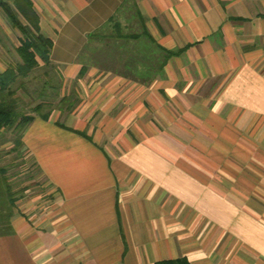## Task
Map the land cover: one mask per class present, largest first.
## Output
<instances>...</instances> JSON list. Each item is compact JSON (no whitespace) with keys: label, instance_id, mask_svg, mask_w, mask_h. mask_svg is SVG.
Wrapping results in <instances>:
<instances>
[{"label":"crops","instance_id":"crops-1","mask_svg":"<svg viewBox=\"0 0 264 264\" xmlns=\"http://www.w3.org/2000/svg\"><path fill=\"white\" fill-rule=\"evenodd\" d=\"M125 1L9 2L80 103L24 132L47 191L18 202L0 264H264V0H128L183 51L145 81L87 52Z\"/></svg>","mask_w":264,"mask_h":264},{"label":"rangeland","instance_id":"rangeland-1","mask_svg":"<svg viewBox=\"0 0 264 264\" xmlns=\"http://www.w3.org/2000/svg\"><path fill=\"white\" fill-rule=\"evenodd\" d=\"M0 16L6 21V24L14 31V27L5 13L0 8ZM112 23H108L99 31L93 33L94 37L88 40L89 57H93L95 63L105 70H117L122 75L131 76L138 80H150L157 75H160V66L164 62V54L159 51L142 33L143 29L135 13V8L131 1L113 17ZM118 24L123 35H142L136 41L130 39H113L110 36L117 31L114 25ZM19 37L13 43V36L6 35L3 28L0 26V55L6 62V68L16 67L21 63L17 48L21 33L18 31ZM4 53V54H2ZM98 55L104 57V62L97 61ZM49 69V67H48ZM48 72L46 67L36 69L26 80L27 84L23 89L15 87L16 98L19 102V111L21 114H32L33 108L40 103H49L55 101L52 97L57 94V90L46 86L48 78L45 72ZM56 87L59 86V81L52 82ZM60 88L61 96L67 94V87ZM60 100V99H59ZM59 100L55 103L58 108ZM48 108H44L40 114H47ZM14 134L11 131H6L0 136V167L8 169V176L15 191L24 190V197L21 201L37 194H44L47 191L45 182L40 176V172L35 167L33 159L30 156L22 154V156L12 153L6 154L9 148L13 145ZM45 195V194H44Z\"/></svg>","mask_w":264,"mask_h":264},{"label":"trees","instance_id":"trees-1","mask_svg":"<svg viewBox=\"0 0 264 264\" xmlns=\"http://www.w3.org/2000/svg\"><path fill=\"white\" fill-rule=\"evenodd\" d=\"M10 1L16 0H3L0 1V8L5 13L13 27L21 33L20 46L17 48L18 55L21 59V63L16 67L7 68L6 71L0 73V136L6 131H11L14 134L13 145L9 148L6 154H18L22 156L29 154L24 150V132L28 125H30L35 117L32 114H21L19 111V102L16 98L15 87L20 86L21 89L27 84L26 80L30 75L38 68L46 67L44 74L48 78L46 86L57 90V94L52 97L53 103H40L33 108V113L37 114L44 120H48L52 112L60 110L63 112H74L80 100L76 92L70 95L61 96L60 88H62V77L57 69L50 67L51 64V50L52 42L50 39L42 36L37 31H34L28 25H25L17 16L13 7L10 5ZM128 0L125 1L121 8H124L128 4ZM135 13L143 29V35L153 44L156 48L164 54V62L160 66V73L163 72L164 67L170 59L180 55L183 51H170L156 44L153 37L148 33L145 21L140 13V10L136 3L133 4ZM114 18L111 19V23ZM117 33L110 36L113 39H130L133 38L138 41L142 35H123L121 28L118 24L114 25ZM94 37L95 35H91ZM90 36V37H91ZM42 64V66H41ZM49 67V69H48ZM59 81V86H55L52 82ZM60 99V100H59ZM59 100L58 108L55 107V103ZM44 108H48L47 114H40ZM0 155V160H1ZM35 167L39 170L37 164L34 162ZM24 190L15 191L8 176V169L6 167H0V236L10 234L12 232L11 220L18 202L25 196ZM156 264H192L187 259H177L171 261L158 262Z\"/></svg>","mask_w":264,"mask_h":264}]
</instances>
